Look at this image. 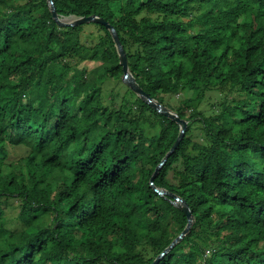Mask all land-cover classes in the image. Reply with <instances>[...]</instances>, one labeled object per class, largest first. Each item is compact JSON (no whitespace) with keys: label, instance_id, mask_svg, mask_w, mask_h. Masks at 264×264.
<instances>
[{"label":"trees","instance_id":"obj_1","mask_svg":"<svg viewBox=\"0 0 264 264\" xmlns=\"http://www.w3.org/2000/svg\"><path fill=\"white\" fill-rule=\"evenodd\" d=\"M99 15L188 121L154 183L191 231L159 264H264V0H55ZM0 0V264H153L188 225L151 182L180 126L110 30Z\"/></svg>","mask_w":264,"mask_h":264},{"label":"water","instance_id":"obj_2","mask_svg":"<svg viewBox=\"0 0 264 264\" xmlns=\"http://www.w3.org/2000/svg\"><path fill=\"white\" fill-rule=\"evenodd\" d=\"M50 10L52 12V15L56 22L61 26V27H77L89 23H97L106 26L114 39L119 57H120V64L123 67L124 70V76H123V82L133 91L135 92L143 101L151 105L156 111L159 113L169 117L173 121H175L179 126H180V134L178 136L177 141L171 148V150L167 153V155L164 157L162 162L159 164L157 167L154 175L151 178V182L153 184L154 190L160 194L161 196H171L173 197V204L183 210L187 217H188V225L185 228V230L178 236L177 239L173 241V243L153 262V264H159V262L168 254L171 252V250L178 244L180 243L186 235L189 234L191 231V228L193 227V224L195 222V218L193 216V212L188 204V202L182 198L181 196L177 194H173L169 192L168 190L164 188H160L155 185L154 181L156 177L160 174L162 168L165 166V164L168 162V159L174 154V152L177 150L179 147L181 141L184 139L187 128H188V121L184 120L181 118L179 113L173 111L169 107L165 106L162 104L159 100L153 98L150 94H148L142 86L139 84L137 78L134 76L130 69V64H129V58L127 55V51L121 41L119 32L113 26L108 20L105 18L99 16V15H92V16H83V17H68V18H62L56 7L55 0H48Z\"/></svg>","mask_w":264,"mask_h":264},{"label":"rangeland","instance_id":"obj_3","mask_svg":"<svg viewBox=\"0 0 264 264\" xmlns=\"http://www.w3.org/2000/svg\"><path fill=\"white\" fill-rule=\"evenodd\" d=\"M86 27H87V29H93L94 28V26L92 25V23L86 24Z\"/></svg>","mask_w":264,"mask_h":264}]
</instances>
